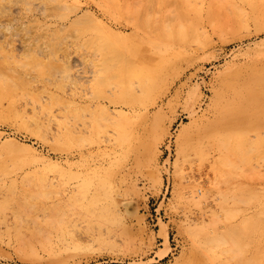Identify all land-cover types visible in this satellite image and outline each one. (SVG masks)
<instances>
[{
  "label": "rangeland",
  "instance_id": "rangeland-1",
  "mask_svg": "<svg viewBox=\"0 0 264 264\" xmlns=\"http://www.w3.org/2000/svg\"><path fill=\"white\" fill-rule=\"evenodd\" d=\"M262 75L264 0H0V264H251Z\"/></svg>",
  "mask_w": 264,
  "mask_h": 264
},
{
  "label": "bare ground",
  "instance_id": "bare-ground-1",
  "mask_svg": "<svg viewBox=\"0 0 264 264\" xmlns=\"http://www.w3.org/2000/svg\"><path fill=\"white\" fill-rule=\"evenodd\" d=\"M226 4V7H228L227 6V4L228 3H225ZM228 9V8H227ZM236 71V70H235ZM260 76V75H259ZM262 77H264V75H262ZM260 79H261V76H260ZM262 81V80H261ZM249 122V121H248ZM255 122V121H254ZM254 125V124H253ZM239 127V126H238ZM237 148H239V143L238 142H235V144L234 143H231L230 144V146H229V150L230 151H239V150H237ZM244 172H245V170H244ZM205 198H203V199H200L197 203H198V205H200V204H202V203H204V200ZM226 201V200H225ZM238 202V201H237ZM27 203V202H26ZM26 207V206H25ZM8 210V209H7ZM7 210H5V211H7ZM4 211V210H3ZM31 211V210H30ZM1 213V212H0ZM27 213V212H26ZM219 215V214H218ZM22 216V215H21ZM5 217V216H4ZM7 217V216H6ZM8 217H9V215H8ZM10 218V217H9ZM20 219H21V217H20ZM21 221V220H20ZM6 222V221H5ZM10 222V221H9ZM55 223V222H54ZM245 228V227H244ZM247 228H249V227H247ZM252 228H253V226H252ZM256 229V228H255ZM249 231H250V228L248 229ZM245 231V230H244ZM243 232V231H242ZM239 233V231L236 233V236H238V238H239V236H240V234L239 235H237ZM245 233V232H244ZM243 233V234H244ZM249 233V232H248ZM260 233V232H259ZM247 234V233H246ZM245 234V235H246ZM257 234H258V232H257ZM245 235H243V236H245ZM249 235H251V234H249ZM248 235V236H249ZM253 235L255 236L256 235V233L254 234V231H253ZM241 236H242V234H241ZM247 236V235H246ZM252 236V235H251ZM250 236V237H251ZM235 238V237H234ZM233 238V239H234ZM247 238H249V237H247ZM252 238V237H251ZM243 240H244V238H242ZM254 239V238H253ZM235 240H236V238H235ZM239 240V239H238ZM237 240V241H238ZM242 240V241H243ZM246 240V239H245ZM249 240V239H248ZM233 241V240H232ZM240 241V240H239ZM237 243V242H236ZM240 243V242H239ZM242 243V242H241ZM250 243V242H249ZM247 244V243H246ZM231 245H233V244H231ZM235 246H236V244H234ZM238 246H240V245H238ZM245 246V245H244ZM243 247V246H242ZM247 247V246H246ZM231 248V247H230ZM244 248V247H243ZM230 250V249H229ZM233 250V249H232ZM228 251V250H227ZM246 251H247V249H246ZM240 252V251H239ZM240 253H242V252H240ZM244 253H246V252H244ZM243 253V254H244ZM252 257L253 258H251L252 260H251V264H264V248L263 247H258V249H257V251H256V253L254 254V256L252 255ZM230 258V257H229ZM240 260V259H239ZM242 260V259H241ZM244 261V259L242 260V262ZM239 264H240V261L238 262ZM192 264V263H191ZM242 264H249L247 261L246 262H243Z\"/></svg>",
  "mask_w": 264,
  "mask_h": 264
}]
</instances>
